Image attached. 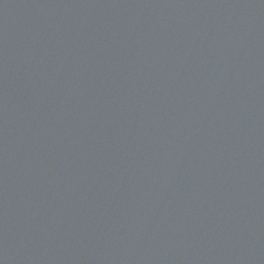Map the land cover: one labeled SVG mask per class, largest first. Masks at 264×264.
<instances>
[{
    "label": "water",
    "instance_id": "95a60500",
    "mask_svg": "<svg viewBox=\"0 0 264 264\" xmlns=\"http://www.w3.org/2000/svg\"><path fill=\"white\" fill-rule=\"evenodd\" d=\"M0 264H264V0H0Z\"/></svg>",
    "mask_w": 264,
    "mask_h": 264
}]
</instances>
